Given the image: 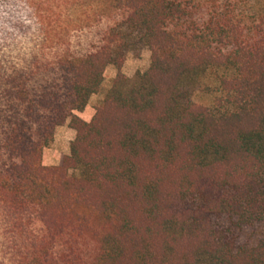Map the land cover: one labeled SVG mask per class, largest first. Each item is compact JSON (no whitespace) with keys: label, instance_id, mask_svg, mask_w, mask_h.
Wrapping results in <instances>:
<instances>
[{"label":"trees","instance_id":"trees-1","mask_svg":"<svg viewBox=\"0 0 264 264\" xmlns=\"http://www.w3.org/2000/svg\"><path fill=\"white\" fill-rule=\"evenodd\" d=\"M0 264H264V0H0Z\"/></svg>","mask_w":264,"mask_h":264},{"label":"rangeland","instance_id":"rangeland-1","mask_svg":"<svg viewBox=\"0 0 264 264\" xmlns=\"http://www.w3.org/2000/svg\"><path fill=\"white\" fill-rule=\"evenodd\" d=\"M150 64V52L148 49L144 48L140 52L132 53L128 52L125 55L123 66H122V73L129 79H133L137 73H143L146 71ZM116 71L113 67L109 66L106 68L104 74V82L100 88L98 94L93 95L87 107L81 112L76 113V115H80L81 119L84 121H90L93 114L94 108L97 105L98 101L107 91L110 86L111 80L114 78ZM193 100L196 103L209 105L211 102V95L208 92H197L193 96ZM75 137V132L69 128L68 123L64 126L59 127L55 131L54 140L51 145L44 150L43 156L45 160L58 157L60 154L62 155L64 152L69 153V144L73 141Z\"/></svg>","mask_w":264,"mask_h":264},{"label":"crops","instance_id":"crops-1","mask_svg":"<svg viewBox=\"0 0 264 264\" xmlns=\"http://www.w3.org/2000/svg\"><path fill=\"white\" fill-rule=\"evenodd\" d=\"M77 116L81 118L80 115H77ZM65 155H68V153L64 152L62 155L60 154L58 157H52V158L47 159V161L45 160V157L43 156V164L44 166H48V167L57 166L59 162L61 161V158Z\"/></svg>","mask_w":264,"mask_h":264}]
</instances>
